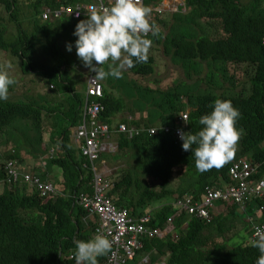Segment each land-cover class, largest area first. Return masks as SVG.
I'll return each mask as SVG.
<instances>
[{
    "label": "trees",
    "instance_id": "1",
    "mask_svg": "<svg viewBox=\"0 0 264 264\" xmlns=\"http://www.w3.org/2000/svg\"><path fill=\"white\" fill-rule=\"evenodd\" d=\"M92 1L0 0V65L7 63L8 55L21 63L23 73L31 75V69L35 70L39 65L34 58L38 44L48 50L45 55L58 60L52 67L43 66L48 73L45 72V82L57 85L58 90H50L47 95L40 90L44 94L36 93L35 97L23 100L16 96L27 90L22 72L11 69L16 83L9 89L8 100L0 101V183H5L0 194V264H76L75 258H70L75 252V241L94 237L97 220L77 203L76 197L94 194L95 172L72 139V129L82 125L86 97L76 91V84L71 80L66 84L68 74L60 68L69 62L60 55L56 43V34L67 32L78 20L64 16L68 18L56 19L58 22L54 23L44 22L42 18L46 9L58 10ZM158 1L147 0L144 6L149 8ZM184 1L189 13L177 17L176 22L180 24L187 20L191 25L203 20L207 30L212 29V32L208 30L209 34L197 39L189 38L187 29L174 28L173 24L172 35L167 37L156 22L163 23L164 29L168 30L170 14L160 17L159 12H153L150 20L158 26L159 33L148 39L156 46L162 44L166 54L183 59L187 71L201 73L203 64H207L210 71L216 69L217 73L212 71L208 76L213 78L214 75L215 79L220 76L221 87L213 85L210 89H221L223 93L195 95L181 93L176 88L160 91L134 83L131 90H124L132 98L140 96L141 101L132 108L124 97L113 95L103 86L104 110L100 114L101 120L112 127L125 124L128 129H140L177 125L175 117L190 110L189 131L195 133L202 127L199 118L212 111L216 99L230 100L239 109L241 116L237 127L243 129V134L238 141V150L235 149L234 157L223 167L202 174L196 170L191 151H184L182 141L173 133L160 132L154 136L143 133L130 138L119 132L113 137L118 152L104 154L101 162L123 159L127 169L122 170L123 177L107 180L112 185L109 197L117 208L130 210L135 217L153 213L150 226L163 230L168 219L176 213L174 199L186 195L200 199L208 187L232 185L234 163L250 160L259 168L256 179L264 178V0L247 3L244 0ZM26 22L28 27H25ZM11 23H14L13 31L9 28ZM155 52L151 46L148 62L128 68L131 74L140 79L155 74ZM11 64L15 68V63ZM195 66L202 70H195ZM137 107L143 112L148 109L146 119L136 117ZM122 111L130 117L116 124V116ZM44 133L52 137L48 143ZM23 152L41 165L47 161L46 174L37 175L42 181L54 184L46 178L48 173L53 169L61 172V180L55 177L58 183L54 185L59 192L53 195L55 197L47 199L36 190L30 192L26 183L19 185L7 181L6 163L8 166L12 161L23 159ZM19 171L22 173L21 169ZM252 203L258 209L264 199ZM157 206L160 207L157 209ZM236 218L240 215L235 208L230 216L214 217L211 224L184 212L174 220L177 237L168 234L164 238H147L143 251L129 264L140 262L148 255L153 262L167 257V264H255L260 253L253 242H247L244 236L241 245L229 244L232 242V234H229L234 231H230L228 222ZM108 255L99 257L98 264H108Z\"/></svg>",
    "mask_w": 264,
    "mask_h": 264
},
{
    "label": "built area",
    "instance_id": "2",
    "mask_svg": "<svg viewBox=\"0 0 264 264\" xmlns=\"http://www.w3.org/2000/svg\"><path fill=\"white\" fill-rule=\"evenodd\" d=\"M147 0H142L143 6ZM95 6L97 10H103L110 6L109 0H95L94 3H79V5L62 7L58 10L46 9L42 15L44 21H51L64 16L73 17L75 20L86 18L85 12L90 6ZM162 13L161 11H156ZM151 33L146 38H149ZM89 78L88 90L86 91L84 105V119L82 125L76 128V142L81 154L86 158L92 168H94V196L81 194L76 197L79 203L89 216L96 218L97 226L94 236L97 234L106 235L112 241V248L108 255V264H128L138 253L142 252L147 238L161 237L170 227L173 228L174 220L182 213H187L198 220L211 224L214 220V210L218 203L237 205L246 208L252 201L264 199V178L256 179L259 170L258 166L252 161L240 160L231 167L232 185L225 188L208 187L205 194L200 199H195L191 195H186L173 202L176 213L171 216L166 228L155 229L150 226L154 220L152 214L143 217H135L128 209H119L115 206L108 192L111 189V182L105 178L106 172L100 168L101 158L104 154H111L117 150L114 136L120 131H125L127 126L120 124L112 127L103 122L100 114L104 110L102 100L104 98L103 85L100 80ZM189 113H180L175 117L177 125L174 126H152L140 129L130 128L126 133L130 138L148 133L150 136L158 135L160 132L165 134L173 133L179 140L178 130L182 129L189 132ZM187 117V123L183 117ZM116 144H114V143ZM47 162H44L46 166ZM8 179L11 184L20 181L25 182L30 188L35 189L47 199H51L57 188L53 183L42 181L40 176L31 173H21L12 161L7 166ZM259 221L252 226L251 242L256 238L255 229L264 228V204H260L257 210ZM175 237V236H174ZM71 259L74 258L72 254ZM142 264H167L165 260L153 262L148 255L143 258Z\"/></svg>",
    "mask_w": 264,
    "mask_h": 264
},
{
    "label": "clouds",
    "instance_id": "3",
    "mask_svg": "<svg viewBox=\"0 0 264 264\" xmlns=\"http://www.w3.org/2000/svg\"><path fill=\"white\" fill-rule=\"evenodd\" d=\"M109 3L110 6L103 10L90 6L85 12L86 19L81 20L73 32L77 37L75 51L78 59L95 73L93 79L100 81L108 77L121 79L126 68L147 63L152 41L146 37L149 33L153 36L159 33L158 26L150 20L151 9L143 6L142 0H109ZM66 50L72 52L71 42L66 45ZM106 63L107 71L104 70ZM11 69V62L0 65V101L8 100L9 89L16 83L10 74ZM211 107L210 113L199 118L202 127L198 131L178 130L182 149L191 151L196 170L201 174L229 162L243 134V129L237 127L241 113L230 100L216 99ZM182 117L187 123V117ZM21 183L25 182L18 184ZM255 236L253 246L260 253L255 264H264V228L257 227ZM111 248L112 241L103 234L87 241L76 240L75 262L98 264V258L107 255Z\"/></svg>",
    "mask_w": 264,
    "mask_h": 264
},
{
    "label": "rangeland",
    "instance_id": "4",
    "mask_svg": "<svg viewBox=\"0 0 264 264\" xmlns=\"http://www.w3.org/2000/svg\"><path fill=\"white\" fill-rule=\"evenodd\" d=\"M248 1L249 0H244V2H246V3ZM171 5H175V7H177L178 3L175 0H159L157 3H153L149 6V8L151 9V15L153 14V12L157 13L156 11H161L162 13H160V15H161L160 17H162L163 14H166V11H169L172 9L169 7ZM150 18H151V16H150ZM156 23L159 27H161L162 32L167 37L169 35H172V32H170V34H169L168 30L164 29L163 23H159V22H156ZM76 25L77 24H75L73 22L71 24L70 28L67 30V32H62V33L56 34L57 49H59V43L61 44L60 45V48H61L60 49L61 50L60 55L62 57H65V58H67L66 56H68L69 59H71V61H74V59L76 61H80L78 59V57L75 56L76 55L75 40L77 39V37H75L73 35V32L75 30ZM205 33L209 34L206 26H202V27L197 26L196 32H194L192 29H190L186 32V34H188L187 36L189 38L194 37L195 39L202 37ZM69 42H71L73 44L72 52H68L66 50V45ZM151 46L155 47L156 45H154V43L152 42ZM38 50H39V52H41L40 47H38ZM154 50H156V52L154 53V55L156 57V67H155L156 73L153 74L152 77L145 78L146 79L145 83L147 84L148 87H150L152 89H159L160 91H162V90L166 91L168 89L172 90L171 88H176L181 93H188L189 92L190 94H195V95L206 94V93H214V94L223 93L224 90H221V89H216V88L210 89V87L213 85L215 87H221L219 82H218L219 80L221 81L220 76L218 79H215L214 75H213V78L212 77L210 78V76H211L210 73L212 71L216 72V73L218 72L216 69L213 68L210 71L208 68V65L203 64V68H202L203 71L201 73L196 72L194 74V72L192 70L187 71V69H185V67H183L184 66V63H183L184 60L183 59L181 60V59L175 58L172 55L166 54L165 48L162 44L159 46V49L155 48ZM45 51L47 53L48 50H43L39 54L45 55ZM52 53L53 52L51 51V54ZM79 67L81 68L80 70L76 69V72H75V70L73 68L72 70H70V72H71V75L73 76L72 79H74L75 84H76V91L78 93L82 94L84 97L85 90L87 89V86H88V79H89L88 77L92 75V72L90 70H86L85 67L83 66V64H81ZM202 69H199L196 67L195 70L200 71ZM104 70L105 71L108 70L107 63L104 65ZM208 75H210V76H208ZM108 78L110 81H112V83L114 82L113 85L115 87V88H110V92L115 94L117 97H124L125 100L128 101L129 107L134 108L136 106V103L141 101L140 96H138V98H132V97L128 96L129 94L127 92H125L124 90H118L117 89V86H116L117 84L119 87H125V86H122V83H124V80H126L125 76H123L121 79H115L112 77H108ZM142 80H144V79H142ZM246 80L248 81V79H246ZM150 81H153V82H150ZM140 83L143 84L142 82H140ZM126 90H128V89H126ZM41 91H45V90H41ZM41 91L40 90H23V91L17 93L16 96L24 100V99H27L28 97H32V96L35 97L36 92H41ZM45 93L47 95L50 92L47 90V92H45ZM143 101L146 102L145 99H143ZM150 109H152V107H150ZM147 110L143 112L141 107H137V111H136L137 118L146 119L148 117V111ZM138 111H142V112H138ZM188 111H190V110H188ZM123 112H125V111H122L120 114H118L116 116V118L118 119V117L121 116L120 119L122 120L123 118L130 117L128 113H123ZM50 138H52V137L49 135V133H44L45 142L50 141ZM237 147H238V143L236 145V148ZM24 149L27 150L26 148H24ZM237 150L238 149H236V151ZM22 151H24V150H22ZM28 151H31V150H28ZM117 152H118V147L114 153H117ZM110 161H109V164H111V166L109 167L110 170H108L109 171L108 175H110V176H107V179H111L114 181L116 179L123 177V171L122 170L127 169V165L125 164V161L123 159L119 160V161H112L111 163H110ZM22 162H23L22 159L21 160L18 159L16 161H14L15 164H20V163L22 164ZM18 167L21 168L20 166H18ZM106 174H107V171H106ZM180 176L181 175L179 174L177 176V179H179ZM3 190H4L3 185H0V194L3 192ZM237 224H239V226H240V222L237 221L236 219L229 221L228 226H230V231L235 229ZM231 234H233V232H231L229 235H231ZM218 236H219L218 233L215 232V237H218ZM162 238H164V237H162ZM227 238H229V237L227 236ZM242 243H244V241L241 238L240 239L239 238L238 239L233 238L232 242H230L229 244H231L232 246H239ZM135 264H142V261L136 262Z\"/></svg>",
    "mask_w": 264,
    "mask_h": 264
},
{
    "label": "crops",
    "instance_id": "5",
    "mask_svg": "<svg viewBox=\"0 0 264 264\" xmlns=\"http://www.w3.org/2000/svg\"><path fill=\"white\" fill-rule=\"evenodd\" d=\"M175 1H177L178 6L175 7V5H171L169 7L172 8V9L169 10V11H166V14L167 13L170 14V17H171V25H170V28L168 29L169 34H170L172 28L173 27L175 28V26H178V27L180 26V27H182V29H187V30L192 29L194 32L197 31V26H200V27L206 26L205 25L206 22L203 21V20L199 21L198 24H191L190 25L188 23L189 21H187V20L185 21V23L183 21L180 24H178L176 22L177 17H182L184 15H187L189 13V11L186 8V2L184 0H175ZM94 2H95V0L92 1V3H94ZM82 3H86V2H82ZM77 5H79V4L77 3ZM67 18L68 17H63V18H61L59 20H64V19H67ZM84 19H86V18H82V19H80L78 21H74V23L78 24L81 20H84ZM51 21L54 22V23L58 22L56 20H51ZM172 25H173V27L171 28ZM63 26H66V24L63 23ZM25 27H28V22L25 23ZM9 28H10V31H13V29L15 30L14 23L9 24ZM208 30H209L210 33L212 32V29L211 30L208 29ZM60 32H62V31H60ZM60 45L61 44L59 43V49H58L59 53L61 51L60 50L61 49ZM38 47H40V51L41 52L44 50V46L42 44L41 45L38 44V46H37V54L35 55L34 58H35V60L37 61V63L39 65H38V67L35 70L31 69L32 70L31 75L28 74V73L27 74L23 73V68H21L22 67L21 63H19L16 58H12V57L7 55V63L8 62L15 63V68H12V70L15 71L16 73H21V72L23 73V74L21 73V77L23 79L24 85L27 86V90H45V92H47V90L50 91L52 89L53 90L54 89L58 90V88H56L57 85H55V84L48 85L45 82V80L47 79V77L45 75V72H46V74H48V73L46 71V68L43 69L44 64L47 65V67H49V66L52 67L53 65H55V62L58 63V60H57V58H55L53 56H47V55L39 54L41 52H39ZM155 48L159 49V46H155L154 49ZM75 56H77V55H75ZM66 57L67 58H65V57H63V58L65 60H67L69 62V64L67 66L62 65L60 70H61V72H63L65 70L64 74H68L67 75L68 78L66 79V84L69 83L68 82L69 80H71L70 82L75 84L74 79H72L73 76L71 75L70 70H72L73 68H74L75 72H76V69L80 70L81 68L79 66L82 64V62L81 61H76L75 59H74V61H71V59H69L68 56H66ZM85 69L89 70L88 68H85ZM123 72H124L123 76H125L126 80H124V83H122V86H125V87H119L118 84H117L116 86H117L118 90H126V89L131 90L130 88H132L134 83H137V84H139L141 86H143V85L147 86V84L145 83L146 79H144V78L140 79L139 77L133 76L128 68H126ZM92 75H95V74L92 72ZM91 76H89L88 78H90ZM142 79H144V80H142ZM88 82H89V79H88ZM140 82H142L143 84H141ZM150 82H153V81H150ZM101 83H102L103 86L109 88V92H110V88H115L114 85H113L114 82L112 83V81H110L109 78H107L106 80L101 81ZM87 88H88V86H87ZM86 91H87V89L85 90V94H84L85 97H86ZM36 93H37V95L38 94H43L42 92H36ZM113 95H115V94H113ZM49 96H52V94L49 95ZM60 97H61V95L59 96V98ZM120 117H118V119L116 118V124L121 121ZM72 139H73V143L75 145H77V142H76V128L72 129ZM48 142L49 141H46V143H48ZM47 157H42V159L43 158H47ZM22 158H23L22 159L23 162H22V164L20 163L19 165H20V167H21L20 169L22 170L23 173H33V174L40 175L41 177L46 174V170L48 168V164H46V166H44V164L41 165V163L38 160L34 159L32 156H30V155H28L26 153H24L22 155ZM111 162L112 161H110V163ZM99 166L102 168V170L104 172L107 171V175L109 174L108 170H110L109 167L111 166V164H109V160H105V159L102 160V162H101V164ZM61 175L62 174H61V172L58 169H53L50 173H48V177H46V178L48 180H50L51 182L53 181L54 184L55 183L57 184L58 182H56V178L55 177H57V178H59L61 180ZM108 176H110V175H108ZM109 180L111 181V179H109ZM28 192H29V189H28ZM30 192H31V190H30ZM174 201H175V199H174ZM157 205H159V204H157ZM157 207H159V206H157ZM234 208L237 211V213L240 215L239 219L236 218V220L240 222V226H239V224L236 225L235 230L233 229L234 232H233L232 236H230L231 237L230 239L232 240L233 238H237V239L241 238L243 240V237L245 236L247 238V242H248L250 240V238H251L253 224L259 221V214L257 212L258 209L254 208L253 203H250L249 206L244 208V209L239 207V206H237V205L218 203L216 205V207H215V210H214L215 217L219 218V217H223V216L224 217L230 216L231 212H232V210ZM92 231H94V229ZM168 234H173V236L177 237V235L175 233V230H174V227L173 228H169L167 231H165L163 233L162 237H165ZM163 260L166 261L167 257H161V259H157L156 262L163 261Z\"/></svg>",
    "mask_w": 264,
    "mask_h": 264
},
{
    "label": "bare ground",
    "instance_id": "6",
    "mask_svg": "<svg viewBox=\"0 0 264 264\" xmlns=\"http://www.w3.org/2000/svg\"><path fill=\"white\" fill-rule=\"evenodd\" d=\"M31 4V3H30ZM65 6V5H64ZM74 6V5H73ZM71 19V18H70ZM44 20V19H43ZM27 23V22H26ZM33 31V30H32ZM54 62V61H53ZM194 68H196V67H194ZM200 68V67H199ZM87 90H88V88H87ZM103 90H104V87H103ZM85 105V104H84ZM83 119H84V115H83ZM125 120V119H124ZM130 120V119H129ZM123 121V120H122ZM191 124V123H190ZM138 128V127H137ZM130 129V128H129ZM128 129V127L127 128H125V131H120V133H123V134H125V133H128L130 130ZM139 136V135H138ZM239 146V145H238ZM17 168H19V167H17ZM20 169V168H19ZM6 170H7V163H6ZM23 173V172H22ZM107 174L105 175V178H106V180H109V179H107ZM3 184H5V183H0V185H3ZM18 184V183H17ZM110 188H112V186H110ZM30 190L33 192L35 189H33V188H30ZM59 192H58V190H55V192H54V194H58ZM53 194V195H54ZM94 196V194L91 196V197H93ZM160 205V204H159ZM160 207V206H159ZM159 207H156L157 209L159 208ZM149 214H152V218L154 219V214L153 213H149ZM251 236H252V234H251ZM250 241H251V238H250ZM138 256V255H137ZM137 256L133 259V260H130V262H132V261H135L136 259H137ZM129 262V263H130ZM128 263V264H129Z\"/></svg>",
    "mask_w": 264,
    "mask_h": 264
}]
</instances>
